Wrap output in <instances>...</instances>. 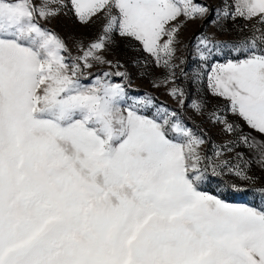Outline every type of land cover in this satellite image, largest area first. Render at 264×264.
<instances>
[{
    "label": "snow or ice",
    "instance_id": "1",
    "mask_svg": "<svg viewBox=\"0 0 264 264\" xmlns=\"http://www.w3.org/2000/svg\"><path fill=\"white\" fill-rule=\"evenodd\" d=\"M254 170L264 0H0V264H264Z\"/></svg>",
    "mask_w": 264,
    "mask_h": 264
},
{
    "label": "rangeland",
    "instance_id": "2",
    "mask_svg": "<svg viewBox=\"0 0 264 264\" xmlns=\"http://www.w3.org/2000/svg\"><path fill=\"white\" fill-rule=\"evenodd\" d=\"M208 3H213L214 0H207ZM201 20L197 19L194 21H189L187 25L181 30L180 32V39L183 44L188 45V47L185 49V52H191L192 47L189 44L191 41L194 44V41H192V37L200 32V31H207L209 33L216 32V29L210 24V23H204V27H201L202 25ZM56 30L59 31L62 35H70L72 33H83L88 31L87 29L79 27L73 19L69 18H64L57 22L56 24ZM232 35L234 36L235 33L233 32ZM117 53V56L119 58L122 57V52H123V47L116 49L115 50ZM185 52H178L177 55H183ZM178 62V61H177ZM195 62L192 60V58L189 56L188 59V68L190 69ZM133 95H138L142 94L144 91H150L153 94H155L157 97H159L160 100L166 101L167 103L171 104L173 107H176V102L173 101L165 92L164 88L160 89H154L151 86V83L148 79L146 78H139L135 75V70H133ZM213 103H217L218 101L213 100ZM191 115V113H189ZM193 120L195 123H201V120L199 117H193ZM255 174L258 176V181L257 185L264 184V172H260L257 170H254ZM224 180L226 181H231L233 183H242L241 181L238 180V178L234 176H225L223 177ZM250 189L254 186H248ZM215 188V181L209 185L205 190L212 192V190ZM233 202L236 203H249L252 206H259L261 204H264V197H261L254 191H249L244 195L236 196L233 198Z\"/></svg>",
    "mask_w": 264,
    "mask_h": 264
}]
</instances>
